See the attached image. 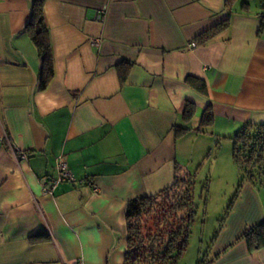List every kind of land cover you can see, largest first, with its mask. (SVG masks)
Instances as JSON below:
<instances>
[{
    "label": "crops",
    "instance_id": "obj_1",
    "mask_svg": "<svg viewBox=\"0 0 264 264\" xmlns=\"http://www.w3.org/2000/svg\"><path fill=\"white\" fill-rule=\"evenodd\" d=\"M30 3L0 0V264H123L129 199L187 173L186 153L203 157L216 138L264 124L259 8L241 11V0L231 13L225 0H43L54 72L40 90V59L25 28ZM227 17L228 28L195 42ZM187 76L203 80L207 94ZM187 102L188 127L207 107L212 122L177 137ZM58 157L74 179L50 189ZM227 207L201 264H264V248L249 252L240 239L264 220V193L243 182ZM177 264L199 258L185 251Z\"/></svg>",
    "mask_w": 264,
    "mask_h": 264
},
{
    "label": "trees",
    "instance_id": "obj_2",
    "mask_svg": "<svg viewBox=\"0 0 264 264\" xmlns=\"http://www.w3.org/2000/svg\"><path fill=\"white\" fill-rule=\"evenodd\" d=\"M233 0H225L231 13ZM255 4L259 8L260 27L264 26V0H241L240 10L247 12ZM227 17L218 25L202 32L195 38L206 43L228 28ZM40 59L39 89L46 88L53 77V54L48 29L43 18V0H31L30 17L25 26ZM186 83L206 95L203 80L187 76ZM194 115L193 104L187 102L182 113L184 122ZM210 108L203 110L196 127L174 125L175 136L190 131L201 132L212 122ZM232 160L238 170L237 192L243 182H249L257 191L264 193V124L246 123L231 138ZM193 180L190 176L175 174L171 185L151 195L133 197L126 203V248L123 264H177L186 251L191 235V224L196 215ZM207 191V185L203 186ZM237 192L234 198L237 195ZM233 200L229 203V208ZM240 239L249 252L264 248V220L244 229ZM202 262V261H201ZM199 262V264H201Z\"/></svg>",
    "mask_w": 264,
    "mask_h": 264
},
{
    "label": "rangeland",
    "instance_id": "obj_3",
    "mask_svg": "<svg viewBox=\"0 0 264 264\" xmlns=\"http://www.w3.org/2000/svg\"><path fill=\"white\" fill-rule=\"evenodd\" d=\"M189 122L185 125L192 126ZM190 146L187 144L184 147ZM180 161L186 164L187 169V173H182L181 176L188 175L194 182L193 197L196 210L186 257L191 261L199 258L201 262L220 225L223 210L234 200L237 192L238 170L232 160V140L216 138L203 157L190 152V155L186 153ZM205 185L207 191L203 190Z\"/></svg>",
    "mask_w": 264,
    "mask_h": 264
},
{
    "label": "built area",
    "instance_id": "obj_4",
    "mask_svg": "<svg viewBox=\"0 0 264 264\" xmlns=\"http://www.w3.org/2000/svg\"><path fill=\"white\" fill-rule=\"evenodd\" d=\"M195 43L193 41L189 42V46L193 47ZM24 156V155H23ZM56 176L51 180L50 189L54 188L58 183L63 181H73V175L68 169L67 161L64 157H58L55 164ZM97 191V188H94ZM75 264H83L81 260L77 261Z\"/></svg>",
    "mask_w": 264,
    "mask_h": 264
}]
</instances>
